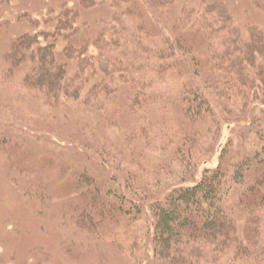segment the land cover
Returning a JSON list of instances; mask_svg holds the SVG:
<instances>
[{"label":"trees","instance_id":"1","mask_svg":"<svg viewBox=\"0 0 264 264\" xmlns=\"http://www.w3.org/2000/svg\"><path fill=\"white\" fill-rule=\"evenodd\" d=\"M44 5L2 82L20 70L43 108L105 122L80 131L108 183L86 177L60 214L134 264H264V30L226 0Z\"/></svg>","mask_w":264,"mask_h":264},{"label":"rangeland","instance_id":"2","mask_svg":"<svg viewBox=\"0 0 264 264\" xmlns=\"http://www.w3.org/2000/svg\"><path fill=\"white\" fill-rule=\"evenodd\" d=\"M46 1L0 0V69L7 67L4 52L15 37L48 18ZM226 1L240 22L264 30V0ZM1 73L0 264H134L115 244L88 235L60 214L63 199L82 191L86 177L108 180L80 131H102L103 118L82 106L43 108L18 86L22 71L9 85ZM106 132L112 140L119 137L113 129ZM149 254L143 264H164Z\"/></svg>","mask_w":264,"mask_h":264}]
</instances>
